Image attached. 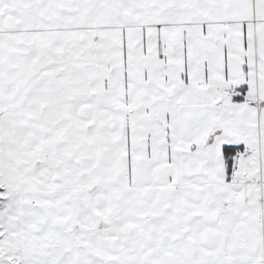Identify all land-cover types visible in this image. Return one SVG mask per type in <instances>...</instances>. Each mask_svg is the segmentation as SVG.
<instances>
[{
	"label": "snow or ice",
	"instance_id": "obj_1",
	"mask_svg": "<svg viewBox=\"0 0 264 264\" xmlns=\"http://www.w3.org/2000/svg\"><path fill=\"white\" fill-rule=\"evenodd\" d=\"M0 264H264V0H0Z\"/></svg>",
	"mask_w": 264,
	"mask_h": 264
}]
</instances>
